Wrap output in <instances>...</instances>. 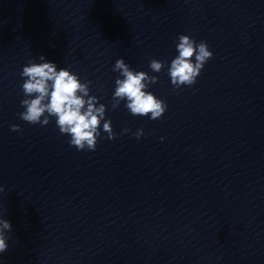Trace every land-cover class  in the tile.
<instances>
[{
  "label": "water",
  "instance_id": "water-1",
  "mask_svg": "<svg viewBox=\"0 0 264 264\" xmlns=\"http://www.w3.org/2000/svg\"><path fill=\"white\" fill-rule=\"evenodd\" d=\"M115 134L0 124V264H264L263 155Z\"/></svg>",
  "mask_w": 264,
  "mask_h": 264
},
{
  "label": "clouds",
  "instance_id": "clouds-1",
  "mask_svg": "<svg viewBox=\"0 0 264 264\" xmlns=\"http://www.w3.org/2000/svg\"><path fill=\"white\" fill-rule=\"evenodd\" d=\"M178 40L176 47L179 54L171 61L168 69L175 88L194 85L205 63L213 56L205 41L197 43L183 34L179 35ZM39 60L41 63L29 62L20 73L21 77L26 78L21 86L26 98L21 101L25 110L19 113L20 119L29 124L45 126L49 123V117H56L60 132L70 135L69 144L78 150L95 151L101 121H104L103 130L108 133V138L114 139L116 134L112 130L111 121L104 119L105 105L96 106L98 98L89 95L91 81L82 83L76 74L65 68L58 71L57 65L46 61L45 57L40 56ZM149 66L152 71L159 73L164 62L152 59ZM113 71L119 72L122 77L115 81L113 108L118 107L121 100H126L125 106L134 116L151 114L152 120L163 116L167 109L165 101L146 91L150 84L157 82V77L143 71H134L122 58L116 60ZM11 129L21 131L19 125H12ZM134 135L139 139L143 130H137ZM0 191H3L2 187ZM11 229L9 221L0 219V254L8 249L5 233Z\"/></svg>",
  "mask_w": 264,
  "mask_h": 264
}]
</instances>
